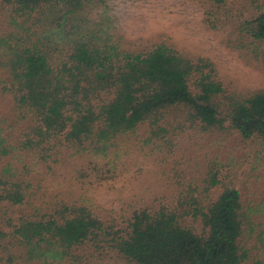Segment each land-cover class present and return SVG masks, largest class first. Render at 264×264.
<instances>
[{"label":"trees","instance_id":"16d2710c","mask_svg":"<svg viewBox=\"0 0 264 264\" xmlns=\"http://www.w3.org/2000/svg\"><path fill=\"white\" fill-rule=\"evenodd\" d=\"M85 1L0 0V99L12 115L10 123L0 117L1 260L264 264V216L216 173L209 172L203 190L180 184L173 204L136 210L124 228L83 198L86 186L114 177L132 141L147 144L189 122L206 131L227 123L244 140L264 139V90L228 92L208 60L164 43L129 51L112 35L89 34L74 18ZM204 1L208 16L238 3L236 47L264 63V0ZM243 4L249 18H242ZM65 25L67 46L45 36ZM64 151L83 165L72 171L79 194H55L46 178ZM212 189L220 191L206 202L202 196ZM20 208L18 218L9 214ZM187 219L201 223L202 235L186 227Z\"/></svg>","mask_w":264,"mask_h":264},{"label":"rangeland","instance_id":"374dc122","mask_svg":"<svg viewBox=\"0 0 264 264\" xmlns=\"http://www.w3.org/2000/svg\"><path fill=\"white\" fill-rule=\"evenodd\" d=\"M245 7L243 4L242 18H249L253 12ZM5 8L9 11V7ZM0 9L1 21L4 9ZM209 11L204 0H86L74 18L87 33L112 35L129 51L164 43L192 59L204 58L213 65L228 92L248 95L264 90L263 61L245 47H236L238 3L228 6V16L224 10L208 16ZM218 16L220 19L215 21L213 18ZM68 31L65 25L60 31L52 29L45 36L55 45L65 47L70 39ZM9 110L0 99V117H6L10 123ZM19 129L14 135H18ZM131 145L110 181L81 190L88 204L113 226L126 227L136 210L173 204L180 184L190 182L203 190L209 172L236 187L243 200L257 206L260 217L264 216L263 138L244 140L227 123L222 129L206 131L199 124L189 122L182 129L150 143L138 145L132 141ZM65 155H68L65 151L57 155L58 163L52 164L57 168L46 178L55 194L72 189L79 194V184L74 182L72 171L83 165L79 155ZM219 191L212 189L202 199L208 202ZM22 212V208L11 209L9 214L18 218ZM185 225L198 236L202 235L199 221L187 219ZM4 262L0 255V264ZM104 264L120 263L112 260Z\"/></svg>","mask_w":264,"mask_h":264}]
</instances>
